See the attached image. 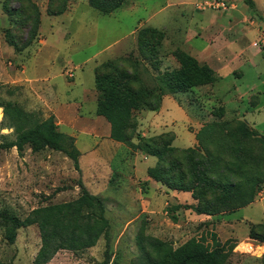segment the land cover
<instances>
[{
    "label": "rangeland",
    "instance_id": "obj_1",
    "mask_svg": "<svg viewBox=\"0 0 264 264\" xmlns=\"http://www.w3.org/2000/svg\"><path fill=\"white\" fill-rule=\"evenodd\" d=\"M3 1L0 0V102H14L24 110L39 111L34 108L36 106L25 102L26 97H23L22 88L12 85L9 80L10 76L8 75L19 71L20 65L17 63L16 57L11 56L5 50V47L9 46L5 42L4 32L6 29H11V24L6 14L2 12L1 5ZM30 1L36 6L39 13L43 10V6L44 13H46L45 10L48 4L51 10H58L63 7L64 11H68V0H65L63 5L61 0ZM77 1L79 4L77 3L75 7L76 12H73L74 20L64 27L70 38H73L75 49L79 48L75 53L77 62L105 48L113 40L123 38L122 36L127 34L131 28L137 26L138 22L151 27L159 26L163 22L185 30L191 29L198 20V16L189 18L179 16V13H176V16L174 13L172 20L169 19V16L161 19L164 14H154V12L163 0H124L122 5L115 12L113 11L114 13L112 12V16L100 14L89 8L86 0ZM214 2H222L226 8V4L222 0L209 2L206 7L216 10L212 6ZM242 3L245 6H243V9H247L246 17L248 18L245 24L247 28L254 27L253 32L256 34L254 35L253 32H250L240 38L233 36L234 44L231 46L233 48L231 50L247 47L243 54L251 62L247 61L246 66L243 67L239 62H234L229 69L242 67L239 69L243 75L237 79L229 74V76L223 77L214 89L211 84L209 88L204 85L205 87L199 86L201 90H197L198 87H193L185 93L167 95V97H172L177 104L165 100L163 109L153 117L152 124L148 123V121L144 123L137 121V118H139L138 113L144 109L135 111L132 114L133 127L131 129L133 143L137 142V138L157 136L159 134L155 135L154 133L160 131V127L168 126L175 133L187 135L186 132H188L192 135L190 137L193 138L192 146L188 144L189 141L187 140L185 144L177 140L173 143V146L176 148L181 147L178 149H197V142L195 141L197 132L202 127L216 122H227L228 127H232L239 122L245 125L248 130L258 133L255 130L257 129L264 135V8L251 10L247 1L244 2L242 0ZM6 5L12 10L18 6L12 0L7 1ZM45 23L46 20L43 17L41 20L42 33L44 32ZM55 29H58V27H54ZM141 29L152 28H139L125 39H119L120 41L118 40L115 46L97 56V65L124 58L129 54L132 57H138L137 32ZM229 29L230 27H227L223 30L232 35H237L235 34V29L230 32ZM156 30L163 33L162 39L159 40L158 36L154 35L153 52L144 61V65L153 77L177 69L178 64L172 57V53L176 50L184 52L176 47V43L171 47L167 44L165 46L164 40L167 41L168 38L166 39L163 31ZM55 36H49V40H54ZM182 36L183 34L179 32L173 33L170 38L175 42L176 38L178 39ZM229 38L231 37L229 36ZM171 40L170 42L172 43ZM251 41L255 42L261 50L259 54H254L255 49L248 48ZM62 55L60 53L57 57L52 72L57 71V74H59L56 77V81L68 91L67 97L77 95L81 89L92 90L91 68L93 61L82 66V87H78L80 89H75L71 94L69 91L71 86L66 85L65 79L60 76L58 64L61 63V59L64 57ZM22 58L23 54L17 59L21 60ZM54 59H56V56ZM251 64L253 67H251ZM65 68L67 70L71 69L68 72L76 76L73 79L74 83H76L80 69L72 70L71 66ZM227 70L228 67H224L221 72L225 73ZM250 96H253L254 99L253 97L249 99ZM254 101L257 103L259 113H248L249 103L253 104ZM219 107H222L224 112L221 119H217L215 114L216 109ZM94 108L95 103L87 101L80 109V116L86 120H94ZM190 117L191 121L188 122ZM252 122L257 124L254 127L255 129L251 126ZM87 128L95 127L91 122ZM153 128L156 129L153 130ZM63 130L66 131L63 127L60 132L64 133ZM75 130H73L72 134L76 136L77 141L91 144L92 140L89 135ZM162 133H170L173 136L170 131ZM12 139L11 131L1 129L0 126V144ZM253 149L254 153L258 151L259 155H261L257 143L253 144ZM129 152L140 153L136 150H129ZM114 155H116V159L122 153L115 149L105 148L96 163H91V161L85 159L83 162L78 163V169L74 170L69 159L51 150L43 149L36 153H31L25 147L21 155H18L14 148L0 149V263L32 264V259L39 247L38 232L35 226L19 228L15 230V235L11 242L6 240L4 233L7 227V224L5 225L7 216L22 219L30 210L36 207L66 202L76 198L80 192V184L87 191V187H96L98 189L97 186L101 184L104 189L103 194L107 196L104 202V216L108 221L109 227L105 237L101 236L94 247L76 254L68 251H59L47 264H100L103 260H106V264H132L136 262V257L138 256L136 248L138 235L139 237L150 236L157 238L169 243L172 248H176L192 237H205L208 240V233H213L220 243L228 240L230 244H234L227 264H264V243H257L247 236L250 228L258 233L264 232V183L258 186V190H255L252 206L247 205L248 207L246 206L243 210H239V208L228 212H220L214 217H210V220L201 221L199 220L200 218L191 216L192 212L183 209L185 207L183 203L175 206L174 202L164 204L162 201L157 202L156 199L152 201L151 198L148 199L149 203L146 212L140 213L139 209L141 208L139 206L126 203L128 199L125 200V205H119L111 198V191L117 193L114 188L118 184H122L121 178L118 179V175L112 172L118 168H114L113 164L111 165L112 162L106 160V158ZM259 155H256L255 163L261 165ZM166 161L167 159L164 160V163ZM140 174L141 172L138 170L137 178H139ZM263 176L264 171H260L259 177L262 178ZM232 179L234 180V178ZM137 181L142 193L145 185L140 180L137 179ZM107 187L112 189L108 191ZM158 191L161 192V189ZM120 197H125V195L121 194ZM195 203L192 200V203L187 205H194ZM174 208L176 209L174 210ZM171 217H173V221L170 220Z\"/></svg>",
    "mask_w": 264,
    "mask_h": 264
},
{
    "label": "trees",
    "instance_id": "obj_2",
    "mask_svg": "<svg viewBox=\"0 0 264 264\" xmlns=\"http://www.w3.org/2000/svg\"><path fill=\"white\" fill-rule=\"evenodd\" d=\"M7 1L10 0H4L1 5L11 24V29L4 32L5 42L19 54L36 38L39 12L30 0H12L18 5L14 10L7 7ZM61 1L63 5L65 0ZM123 1L86 0L89 8L104 15L115 11ZM49 6L45 10L48 16H57L64 11L63 7L51 10ZM162 34L153 28L139 30L138 57L129 54L93 69L95 114L108 124L110 140L155 159L154 166L146 169L148 178L168 190L190 194L196 203L185 205L183 209L195 215L214 217L220 212L243 208L253 202L255 190L264 183V176L259 177L260 171H264V137L248 130L242 123L228 127L227 122H216L202 127L195 135L197 149L171 146L173 136L170 133L137 138L136 143L132 142V114L135 111H156L163 96L185 93L217 80L208 66L198 64L178 50L172 53L177 69L153 77L144 61L153 52L154 35L161 40ZM0 109L1 129L10 130L13 135L12 140L0 144V149L14 148L18 155L25 147L31 153L51 150L69 159L74 170L78 169L79 153L74 139L58 130L52 116L44 118L40 111H27L9 101L0 102ZM215 114L221 119L223 108H217ZM255 143L261 155L258 151L254 153ZM257 154L261 165L255 163ZM79 188V195L72 200L36 207L22 219L7 216L4 238L11 242L15 230L35 226L39 247L32 264H47L59 251L76 254L94 247L101 236L105 237L109 227L104 216V201L81 184ZM170 220L173 221V217ZM208 236V240L192 237L172 248L165 241L138 235V256L132 264H227L234 244L228 240L220 243L213 233ZM247 236L257 243H264V232L250 228ZM100 264H106V260Z\"/></svg>",
    "mask_w": 264,
    "mask_h": 264
},
{
    "label": "crops",
    "instance_id": "obj_3",
    "mask_svg": "<svg viewBox=\"0 0 264 264\" xmlns=\"http://www.w3.org/2000/svg\"><path fill=\"white\" fill-rule=\"evenodd\" d=\"M213 1L215 0H163L154 12V14H164L161 19L169 16V19L172 20L174 18L173 14L175 13L176 16V13H179V16H186L189 18L198 16L197 23L195 22L191 29L184 30L164 24L163 22H161L162 24L159 26L154 27L146 26L144 23L138 22L137 26L131 28L127 34L122 36L123 38L119 39H125L139 28L150 27L158 29L164 32L166 39L168 38L167 41L164 40L165 46L168 45L171 47L176 43L178 49L189 54V56L194 58L198 64H205L215 73L217 80L212 83L213 89L223 77H227L229 74L239 79V77L243 75L239 68L246 66L247 61H251L247 60L243 54L247 47L231 50L233 49L231 46L234 44L233 36L238 38L243 37L246 33L253 32L254 27L247 28L245 24L248 17H246L247 9H243L244 4L242 3V0H222L226 4L225 9L211 10L210 8H207L206 5ZM245 1H247L248 4L250 3L249 6L251 10H261V8H264V0H244V2ZM77 3V0H68V11L66 10L57 16L46 15L43 6V10L39 13V25L35 40L19 54H14L10 47H5V50H7L6 52H9L11 56L16 57V61L20 65L19 71L15 74L11 73L8 75L10 76V83L22 88L24 94L23 97H26L25 102L32 106H36L34 108L38 109L44 118L52 116L59 131L62 130L63 127L66 129V131L63 130L64 133L74 139V145L79 153L78 163L81 161L83 162L85 159L91 161V163H96L97 159L101 156V152L105 148L115 149L122 153V155L120 157L118 156L116 159V155L106 158L107 161L110 160V162H112L111 165L113 164L114 168H118L112 172H114L113 174L118 175V179L121 178L122 180V184L120 183L114 188L117 190V193H113L114 191H111L112 193H110L111 198L117 202L116 204L125 205V200L128 199L126 203L139 206L141 208L139 209L140 213L146 212L149 198H151L152 201H154V199H156L157 202L162 201L164 204H167V202H174L175 206L182 203L184 205L191 204L192 200L189 193L168 190L159 183L148 178L146 175V169L154 166L155 159L146 156L141 152L130 153L129 149L121 143L110 140L108 138L109 126L105 121V123L103 122L104 119L102 117L95 114V108L94 120H86L80 116V109L87 101H93L96 107V93L94 88L89 91L81 89L77 95L67 97L66 94L68 91L62 88V86L56 81V77H58L59 74H57V71L52 72V68L53 65L56 64L57 57L62 53V56L64 57L61 59V63L58 64V66L60 67V76L65 79L66 85L71 86V89L69 90L70 93L72 94L75 89L79 90L82 87V66L90 61H93V66L91 68L93 87V69L98 64V60L96 59L97 56L110 49L112 46H115L119 40H113L105 48H102L86 59L77 62V60H75V53L79 48L75 49L73 38L71 39L69 34L64 30V27L74 20L73 14L76 12L75 7L77 6ZM113 13H110L108 16H112ZM43 17L44 20H46V23L44 24V32L42 33L41 20ZM56 26L58 29L54 30V27ZM227 27H230L229 32L235 29V34L237 35H232L223 30ZM179 32H181L183 36L178 39L176 38L175 42L171 40L170 37L172 34ZM255 34L256 33H254V35ZM54 35H56L55 39L49 40V36L53 37ZM229 36L231 38H229ZM253 41L249 43L248 48L255 49L254 54H259L261 50ZM216 43H218V46ZM21 54H23V58L21 60L17 59ZM55 56L56 59H54ZM234 62H239L242 67L229 69ZM67 66H71L72 70L76 68L80 69L76 83H74L73 80L76 77L73 73L71 78L66 76L67 72L71 70H67L65 68ZM224 67H228V70L225 73L221 72ZM251 67H253L252 64ZM209 85L205 86H208L209 88ZM201 87H198L197 90H201ZM251 97L253 96H250L249 99H251ZM165 100L175 102L172 97L163 96L160 101V106L156 111L141 110L138 113L139 118H137V121L141 123L148 121V123L150 122V124H152L153 117L163 109V103ZM257 107L255 101L253 104L249 103V110L247 112L251 114L259 113ZM184 113L188 115L186 111H184ZM189 121H191V117L188 119V122ZM91 122L95 128L88 129V124ZM77 123L78 125L76 126ZM256 125V122L251 123L253 128ZM74 129L79 133L89 135L92 140L91 144L89 145L87 142L77 141L76 136L72 134ZM154 129L156 128H153V130ZM255 130L264 137L261 131H258L257 129ZM166 131L172 132L174 136L171 143L172 146L177 140H180L183 144H185L187 140L189 141L188 144L192 146L193 138L190 137L192 135L188 132H186L187 135L184 134V136L182 135L183 133H175L170 127L163 126L160 127V131L155 132L154 134L157 135ZM138 170L141 172L139 178L136 176ZM137 179L145 185L142 193L141 187L138 186ZM97 187L98 189L96 187H87V189L93 195L100 197L105 202L107 196H104L103 194V187L101 184ZM111 189L112 188L107 187L108 191ZM160 189L161 192L158 191ZM121 194H124L125 197H120ZM252 205L253 202L248 206ZM245 207L240 208L239 210H243ZM126 214L129 215L128 212H126ZM190 215L198 219L200 218L199 220L201 221L210 220L209 216L195 215L193 213ZM248 220L250 219L248 218Z\"/></svg>",
    "mask_w": 264,
    "mask_h": 264
},
{
    "label": "built area",
    "instance_id": "obj_4",
    "mask_svg": "<svg viewBox=\"0 0 264 264\" xmlns=\"http://www.w3.org/2000/svg\"><path fill=\"white\" fill-rule=\"evenodd\" d=\"M215 9H225V6L222 2H214L213 5H212ZM66 76L68 78H71L72 77V74L70 72H68L66 74Z\"/></svg>",
    "mask_w": 264,
    "mask_h": 264
}]
</instances>
